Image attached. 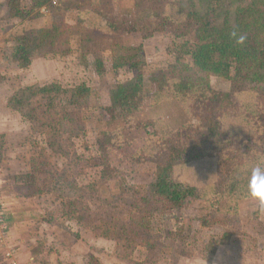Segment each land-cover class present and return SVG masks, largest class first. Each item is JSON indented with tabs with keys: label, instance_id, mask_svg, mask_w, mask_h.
Returning a JSON list of instances; mask_svg holds the SVG:
<instances>
[{
	"label": "rangeland",
	"instance_id": "obj_1",
	"mask_svg": "<svg viewBox=\"0 0 264 264\" xmlns=\"http://www.w3.org/2000/svg\"><path fill=\"white\" fill-rule=\"evenodd\" d=\"M180 1L44 0L36 7V0H19L25 11L35 8L18 19L0 0V264H264V208L255 202L246 198L236 216L223 219L201 200L169 211L154 201L150 186L166 153L207 145L220 115L244 114L246 106L264 112L263 91L243 94L246 86L192 68L182 53L192 33L158 17L161 6ZM27 37L31 60L21 68L12 56ZM138 47V109L111 120L105 109L116 86L138 74L125 64ZM182 78L209 89L175 98ZM49 84L69 94L84 84L90 92L77 102L63 93H22ZM212 93L230 100L207 101ZM256 113L249 122L223 123L246 135L264 127ZM259 135L262 142L250 147L264 153V129ZM172 179L200 189L224 182L213 156L177 160ZM206 215L212 218L203 227Z\"/></svg>",
	"mask_w": 264,
	"mask_h": 264
},
{
	"label": "trees",
	"instance_id": "obj_2",
	"mask_svg": "<svg viewBox=\"0 0 264 264\" xmlns=\"http://www.w3.org/2000/svg\"><path fill=\"white\" fill-rule=\"evenodd\" d=\"M43 3L44 0H36L35 4L36 7H40ZM7 6L12 15L18 19L24 18L35 8L34 6L25 11L20 7L19 0H8ZM158 17L164 23L170 22L180 26L184 34L192 33L195 41L191 45L185 43L182 53L189 57L194 70L204 75L219 77L233 85L246 86L247 91L241 92L243 94L249 95L253 91L264 92V0H182L177 5L166 3L161 6ZM94 26H100V23ZM178 32L176 36H181V31L178 30ZM40 33L39 37L45 40L47 32ZM241 38L243 40L239 42ZM28 47L29 38L27 37L13 51V61L21 68L27 67L30 63L31 55ZM141 50V47L130 50L129 61L125 64L136 69L138 74L133 81L118 84L114 89L113 105L105 109L111 120L115 119L118 111L124 114L138 109L143 92V77L136 58ZM112 64L115 68L119 65L115 60ZM182 66L184 64L180 63L178 68L184 70ZM102 67V62L98 60L96 68L99 73H102ZM173 87V96L175 98L181 96L180 100H184L185 96L193 93L195 89H209L207 82L199 83V80L189 81L184 78L177 80ZM89 92L90 89L84 84L74 87L71 94L63 90L59 84L27 87L22 91L23 94L28 93L34 97L63 93L69 95L72 102H77ZM219 96L212 93L207 101H218L224 98L230 100L228 93L219 94ZM18 99H21L19 94L10 102ZM242 109L240 107L237 111L241 112ZM255 113V110H248L246 106L244 114L235 113L229 115L230 117L220 115V118L216 117L213 123H210L209 130L213 134L207 137V143L203 142L207 145L200 146L196 150L198 143L189 146L179 144V152L166 153V160L158 168L153 184L150 186L155 203L162 204L169 211L182 209L190 200H201L208 206L207 208L213 210V213L223 216V219L236 216L240 203L246 199L243 194L244 180L238 177V169L245 163V158L254 160L258 156H264V153L250 147L252 144L262 142L259 132L264 127H253L252 131L246 135L244 131L237 135L232 129L229 130L223 121L232 123L240 119L249 122ZM256 114H258L256 121H264V112L260 111ZM166 131V134H172ZM250 135H253L251 139ZM215 139H221V143L212 142ZM187 151H189L188 154ZM208 156L217 158L219 175L224 181L221 185L212 184L200 189L173 181L174 162L183 158L194 160ZM211 218L212 215L210 217L206 215L200 220V225L207 226Z\"/></svg>",
	"mask_w": 264,
	"mask_h": 264
},
{
	"label": "clouds",
	"instance_id": "obj_3",
	"mask_svg": "<svg viewBox=\"0 0 264 264\" xmlns=\"http://www.w3.org/2000/svg\"><path fill=\"white\" fill-rule=\"evenodd\" d=\"M238 177L244 180L243 194L246 198L264 208V156L254 160L245 158V163L238 169Z\"/></svg>",
	"mask_w": 264,
	"mask_h": 264
},
{
	"label": "built area",
	"instance_id": "obj_4",
	"mask_svg": "<svg viewBox=\"0 0 264 264\" xmlns=\"http://www.w3.org/2000/svg\"><path fill=\"white\" fill-rule=\"evenodd\" d=\"M5 209L4 206L2 204V202L0 201V241H4V239L6 238V218H5ZM15 264V263H13Z\"/></svg>",
	"mask_w": 264,
	"mask_h": 264
},
{
	"label": "crops",
	"instance_id": "obj_5",
	"mask_svg": "<svg viewBox=\"0 0 264 264\" xmlns=\"http://www.w3.org/2000/svg\"><path fill=\"white\" fill-rule=\"evenodd\" d=\"M50 257H51V255H50ZM31 258H33V257H31ZM33 260H34V258H33ZM31 261H32V259H31ZM15 264H17V263H15Z\"/></svg>",
	"mask_w": 264,
	"mask_h": 264
}]
</instances>
